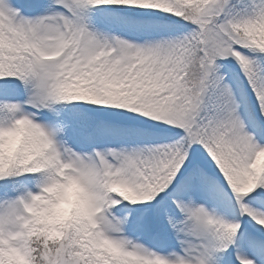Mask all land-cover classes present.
I'll use <instances>...</instances> for the list:
<instances>
[{
  "label": "snow or ice",
  "instance_id": "1",
  "mask_svg": "<svg viewBox=\"0 0 264 264\" xmlns=\"http://www.w3.org/2000/svg\"><path fill=\"white\" fill-rule=\"evenodd\" d=\"M16 132L0 264H264V0H0Z\"/></svg>",
  "mask_w": 264,
  "mask_h": 264
},
{
  "label": "clouds",
  "instance_id": "2",
  "mask_svg": "<svg viewBox=\"0 0 264 264\" xmlns=\"http://www.w3.org/2000/svg\"><path fill=\"white\" fill-rule=\"evenodd\" d=\"M23 139L22 132L16 133H5L0 137V169L6 168L10 163L13 162L12 158L16 153L18 147L20 146ZM78 186L72 185L66 192V194L60 199L59 203L55 206V209L49 215L46 209L34 208L31 211L35 214L38 223H52L55 220H64L68 218L74 206V202L78 198ZM83 210V209H82ZM17 217L25 216L24 209H17ZM23 225L22 219H16L8 224L13 231L21 230Z\"/></svg>",
  "mask_w": 264,
  "mask_h": 264
}]
</instances>
